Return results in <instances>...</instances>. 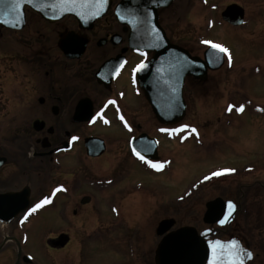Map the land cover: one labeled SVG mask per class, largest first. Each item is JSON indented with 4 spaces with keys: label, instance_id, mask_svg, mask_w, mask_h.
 Segmentation results:
<instances>
[{
    "label": "flooded vegetation",
    "instance_id": "obj_1",
    "mask_svg": "<svg viewBox=\"0 0 264 264\" xmlns=\"http://www.w3.org/2000/svg\"><path fill=\"white\" fill-rule=\"evenodd\" d=\"M120 2L112 0L108 12L91 29L82 28L72 16L51 23L29 8H25L21 27L0 24V264H71L79 258L89 261L100 249L110 254L104 264H156V250L162 239L157 236V227L162 220L173 217L157 224L155 235L159 240L154 258L150 254L137 256L135 244H126L120 254L115 244H95L93 248L90 244H73L72 226L81 223L77 218H82L85 211L91 212L86 210L91 205L95 206L92 212L122 216L131 209V174L144 171L159 176L174 167L179 137L196 134L192 131L195 124L186 116L192 100L189 89L207 87L212 71L206 81L185 78L184 122L162 123L149 96L160 103L169 101L172 104L167 109L174 111V101L179 103L172 91L174 72L161 71L165 82L157 81L152 65L156 51L147 41L140 50L133 49L132 26L122 25L116 16ZM157 2L161 4L156 9L160 32L147 30L146 26L144 35L163 34L171 45L204 60L210 44L197 48L185 45L179 40L182 32L178 25L184 18L189 22L206 19L209 24L211 11L221 6L212 0L153 1ZM234 4L238 5L233 1L224 6L221 19L223 11ZM148 17L153 19V13L144 18ZM89 138L103 141L104 146L98 147L104 148L101 155H88L85 141ZM141 138H148L146 146L154 149L151 159H141L134 153V142L143 147L137 141ZM83 158L89 163L86 170ZM152 164L163 167L157 169ZM231 173L224 172L223 176ZM206 183L211 186L213 182ZM85 188L94 196L83 195ZM85 198L89 201L83 203ZM224 201L227 211L223 222L207 225L202 235L210 249L208 264L214 257L219 264H229L233 249L228 245L232 241L251 253L244 257V264H259L264 250L262 253L258 245L247 244L239 234L221 240L240 212V208L229 209ZM25 204L26 209L20 212ZM55 210L64 227L46 237L44 248L38 246L44 257L34 256L25 248L27 227ZM181 227L176 220L172 231ZM101 232L94 233L97 237ZM215 241L221 244L215 246L214 254Z\"/></svg>",
    "mask_w": 264,
    "mask_h": 264
},
{
    "label": "rangeland",
    "instance_id": "obj_2",
    "mask_svg": "<svg viewBox=\"0 0 264 264\" xmlns=\"http://www.w3.org/2000/svg\"><path fill=\"white\" fill-rule=\"evenodd\" d=\"M233 1L245 10V23L240 28L221 19L224 6ZM212 3L221 7L211 11L209 24L206 19L189 22L184 18L178 25L182 32L179 40L185 45L208 47L205 41H211L229 50L224 66L211 72L207 87L189 89L192 100L186 116L195 124L196 134L179 137V153L172 169L159 176L144 171L131 174V209L125 214L92 212L94 205L86 208L91 212L85 211L82 218H77L81 223L72 226L73 244H90L91 248L95 244H115L118 254L124 252L126 244H135L137 256L150 254L154 258L159 240L155 230L160 220L173 217L178 226H192L205 235V205L222 198L240 212L221 240L239 234L247 244L264 250V0ZM241 107L245 108L242 112ZM83 160L86 170L89 163ZM226 169L237 173L223 176ZM217 172L221 174L214 178ZM208 180L213 182L211 186H207ZM82 194L92 192L85 188ZM43 217L27 227L25 239L26 250L37 257H44L38 246L45 247L46 237L64 227L56 210ZM98 231L102 232L96 237L94 232ZM109 257L100 249L89 261L79 258L71 264H104ZM259 264H264V254Z\"/></svg>",
    "mask_w": 264,
    "mask_h": 264
},
{
    "label": "water",
    "instance_id": "obj_3",
    "mask_svg": "<svg viewBox=\"0 0 264 264\" xmlns=\"http://www.w3.org/2000/svg\"><path fill=\"white\" fill-rule=\"evenodd\" d=\"M154 0H121L116 8V16L122 25H130L133 28L132 47L140 50L144 47V43L151 42V48L156 51V56L152 65L157 72V81L165 82L166 76L160 75V72L171 70L174 72L173 87L174 111L167 109L172 103L165 101L157 102L149 96V101L153 107L158 119L166 124L172 125L180 123L185 117V102L183 100V85L187 76L194 79L206 81L209 71L215 72L220 70L225 64V54L219 50L209 47L204 55V60L198 57H191L183 48L174 46L162 34L161 36L146 37L144 35V27L147 30L160 32L157 24L156 9L161 5L159 2L153 3ZM11 0H0V24L9 28L17 29L21 27L25 19V8H29L44 20L51 23L60 21L67 16L77 19L84 29H91L94 23L101 19L110 9L112 0H22L20 8L13 12L9 5ZM151 7L153 9L151 10ZM155 12V13H154ZM149 13H153L151 17L144 18ZM245 19V10L238 5H230L222 13V20L233 27L243 25ZM169 56L171 59H166ZM179 72L180 75L177 73ZM139 80L143 82L142 76ZM156 81V82H157ZM167 86L166 83H164ZM164 91L166 88L164 87ZM167 95V94H166ZM165 96V95H164ZM179 107V111L177 108ZM90 119V118H89ZM89 121V120H84ZM148 138H141L143 147H138L133 143L134 152H140L144 157L151 159L148 144ZM100 142V146L98 143ZM87 153L90 157H97L104 152V148L99 150L98 147L104 146L100 139L89 138L85 141ZM85 198L83 203L88 202ZM26 203V200L23 201ZM20 209V212L26 209ZM227 205L222 198H216L206 203V211L203 216V223L206 225H214L220 222L226 213ZM176 226L175 219L162 220L157 227V236L161 237L160 244L156 250V264H208L210 257L209 246L204 237L198 230L192 226H185L176 230L172 229ZM65 238V237H61ZM64 241V239H61ZM65 244V242L61 243Z\"/></svg>",
    "mask_w": 264,
    "mask_h": 264
},
{
    "label": "snow or ice",
    "instance_id": "obj_4",
    "mask_svg": "<svg viewBox=\"0 0 264 264\" xmlns=\"http://www.w3.org/2000/svg\"><path fill=\"white\" fill-rule=\"evenodd\" d=\"M31 2V0H30ZM22 3V0H11V3L9 5L11 11L15 12L20 8V5ZM206 44H211V46L217 50H219L222 53H228V49L226 47H224L223 45L220 44H213L211 41H205ZM228 59L231 60V55L229 54ZM140 67H144L143 65H140ZM232 109L229 108V111H231ZM240 110L242 111L243 108L241 107ZM185 128H187L188 126H184ZM163 131H169L167 129H164ZM175 131V130H172ZM193 132H195V129H192ZM136 155L139 156L141 159H145V157L143 155H141L140 152H136ZM149 163H151V161H149ZM152 166L154 168L160 169L163 167L162 164H152ZM225 171H235V169H226ZM221 173L217 172L214 173V175H220ZM207 178V177H206ZM47 202V201H45ZM229 206L234 208L235 205L232 204L231 202H229ZM37 208L40 207V205L36 206ZM32 211H35V209H32ZM223 222V221H222ZM221 242L220 241H215L214 245H213V250H214V254H215V246L220 245ZM229 248L233 249V251L230 254V260H229V264H244V257L245 256H250L251 253H248L245 249H243L241 246H239V242L237 241H232L229 243L228 245ZM212 264H219V260H217L215 257L212 261Z\"/></svg>",
    "mask_w": 264,
    "mask_h": 264
}]
</instances>
